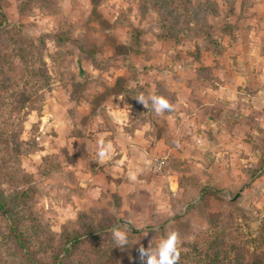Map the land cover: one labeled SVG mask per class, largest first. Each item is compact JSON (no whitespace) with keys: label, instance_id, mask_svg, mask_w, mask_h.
Listing matches in <instances>:
<instances>
[{"label":"rangeland","instance_id":"rangeland-1","mask_svg":"<svg viewBox=\"0 0 264 264\" xmlns=\"http://www.w3.org/2000/svg\"><path fill=\"white\" fill-rule=\"evenodd\" d=\"M160 1L0 0V264H27L11 222L35 260L78 236L92 264L86 235L125 219L137 246L175 230L181 255L207 237L217 264H264V0H173L169 32Z\"/></svg>","mask_w":264,"mask_h":264},{"label":"trees","instance_id":"trees-1","mask_svg":"<svg viewBox=\"0 0 264 264\" xmlns=\"http://www.w3.org/2000/svg\"><path fill=\"white\" fill-rule=\"evenodd\" d=\"M151 0H144V2L146 4H148ZM188 1V0H187ZM169 3H174V1L172 0H161L158 4H154L153 8L157 11L158 14L161 15V21L163 22V26L162 29H166L168 32L171 28V24L166 22V13L164 10H161L165 5L169 4ZM204 4H202V8H203ZM1 9V6H0ZM187 10H189L188 8H186ZM193 9V8H192ZM174 9L170 10L167 13V18L169 15H171V20L175 19V21L177 22L178 19H176V17H172V15H174ZM1 14H2V19L3 21L7 20V17L5 15L4 12H2L1 10ZM196 15V14H195ZM169 19V18H168ZM169 19V21H171ZM8 26V25H7ZM8 28H0V34L1 33H7L8 31H6ZM186 30H188L187 27H185ZM189 29H191L189 27ZM181 28H180V32H181ZM0 74L4 75L5 77L3 79H5L4 81L0 80V84H3L2 86L5 85V81L7 79V73L6 71L4 72V70H2L0 72ZM0 207L2 208V205H0ZM5 214V216L7 217V219H11V216L9 215V213H7V209L6 211L3 212ZM4 217V218H6ZM12 221V220H11ZM10 233L13 232V237L16 239V243L18 244V248H20L22 252V254L24 255V261L27 264H47L45 263L43 260H38V263L36 262V260L32 257V254L30 252L31 246L27 245V243L25 242V237L24 236V230H22L21 227L16 226V224L10 225ZM38 229V228H37ZM112 227H107L105 229H103L101 232L100 231H95V232H89L86 235L85 240H91L92 242H95V244L98 246V250H96L94 252V254L96 255L97 259H94L91 263L92 264H116L115 259L117 261L119 260H134L136 261L137 264H140V260H139V253H138V248L139 246L133 244L130 246H126L124 248H121L119 246H115L114 242L112 240L111 237V231H112ZM40 230V234H48L49 239L46 237V240L50 241V244L52 243V240L54 241V232L51 231L50 229L45 230L44 228H39ZM141 230H134L133 233H140ZM25 235H26V231H25ZM107 235V236H105ZM66 237V236H65ZM109 237V238H107ZM111 241L109 244H104V241ZM83 242V239H81V237H74V238H66L61 245V252L55 253L54 254V264H75V259H72L71 257H73L72 255L74 254L73 252L77 251L78 246ZM208 243V247L206 249V251L204 250L206 245L203 244H207ZM30 244V241H29ZM53 244V243H52ZM214 246V240H208L207 237H205L204 239H200L194 242V244L190 247H192L193 253H184L182 252V255L180 256V260L178 262V264H187L188 261H192L194 262V264H201L200 262L204 261L205 259V263L206 264H217L219 262L218 257L215 258L214 253L212 251H214L213 249ZM203 247V249L201 248ZM65 253V255H64ZM195 254V255H193ZM203 255V256H202ZM216 255V254H215ZM192 256H194V258H191ZM202 256V257H201ZM230 262V260H229ZM204 263V264H205ZM17 264V262L15 263Z\"/></svg>","mask_w":264,"mask_h":264},{"label":"clouds","instance_id":"clouds-1","mask_svg":"<svg viewBox=\"0 0 264 264\" xmlns=\"http://www.w3.org/2000/svg\"><path fill=\"white\" fill-rule=\"evenodd\" d=\"M134 98L157 116L174 111V105L168 97L162 94H153L148 97L139 94L135 95ZM118 99L123 100L124 97H119ZM97 144L98 150L96 155L99 162L103 163L111 156L113 145L110 141L106 142L103 138H100ZM133 226L134 224L131 219H125L119 226L113 227L111 237L115 246L124 248L138 242H133L131 239L130 234ZM179 242L180 236L177 231L166 230L158 242L154 243V240H151L147 247L141 244L138 248L140 264H178L181 256Z\"/></svg>","mask_w":264,"mask_h":264},{"label":"crops","instance_id":"crops-1","mask_svg":"<svg viewBox=\"0 0 264 264\" xmlns=\"http://www.w3.org/2000/svg\"><path fill=\"white\" fill-rule=\"evenodd\" d=\"M134 141H135V137H134ZM164 167H165V160L162 158H157L156 160L152 161L150 164V168H153L156 173L163 172Z\"/></svg>","mask_w":264,"mask_h":264}]
</instances>
